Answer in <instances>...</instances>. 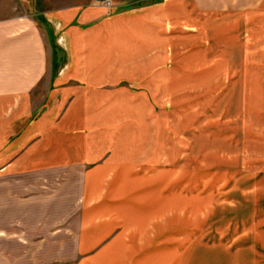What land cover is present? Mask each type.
<instances>
[{
	"label": "crops",
	"instance_id": "crops-1",
	"mask_svg": "<svg viewBox=\"0 0 264 264\" xmlns=\"http://www.w3.org/2000/svg\"><path fill=\"white\" fill-rule=\"evenodd\" d=\"M69 1L75 4L50 13L61 32L57 49L67 52L64 61L58 55L54 75L53 49L41 28L0 25V264H264L259 186L228 199L227 214L210 213L215 204L221 210L238 161L220 150L217 165L184 160L186 128L177 123L186 143L181 152L171 149L168 124L170 137L148 148L142 100L98 87L106 77L141 83L164 77L169 106L181 83L180 96L196 86L201 98L187 101L185 113L203 111L202 99L218 95L227 77H247L242 64L264 51V0H150L114 14L102 3ZM174 36L185 37L180 63ZM255 36L262 41L250 49ZM47 76L59 77L61 88L48 90L41 107L32 90ZM69 78L74 83L63 85ZM149 179L160 198L179 193L173 191L182 184L181 190L211 186L189 189L205 199L197 212L170 204L166 215L129 216L151 187L142 188L141 180Z\"/></svg>",
	"mask_w": 264,
	"mask_h": 264
},
{
	"label": "rangeland",
	"instance_id": "rangeland-1",
	"mask_svg": "<svg viewBox=\"0 0 264 264\" xmlns=\"http://www.w3.org/2000/svg\"><path fill=\"white\" fill-rule=\"evenodd\" d=\"M111 1L113 6L107 8L110 14H114L122 8H131L136 4H143L150 0ZM92 2L98 5L102 3L101 0H91L79 4L87 5ZM71 4L75 3L69 0H0V25H6L10 30H21L22 27H27L28 25L31 28H35V26L41 28L42 34L53 49V74L54 71L56 73V69L58 68L55 63L58 55H60L58 59L64 61L67 59V52L65 54L64 52L59 53L57 49L59 48L58 37L61 32H58V35H56L57 29L55 23L53 24L49 21L51 17L50 13ZM173 39L175 41V62H179L181 49L180 51L177 49L179 45H182L185 37L176 38L174 36ZM261 41L262 39L255 36L253 40H250V45L253 47L250 49L257 47ZM89 42H92L91 38ZM177 42L178 44L176 45ZM257 54H251V56L247 57L246 62L242 64L241 68L247 77H227V81L223 84V89L218 95L216 94L210 100L208 98L202 99L207 101V105L203 111H197L196 108H192L191 111L185 113L186 109H189L191 105H194L201 98L197 94L196 86L192 87L195 90L193 93L190 92L189 97L180 96L181 83L177 88L179 93L173 97V105L169 106L168 100L162 97L163 90L160 86V82L164 77H148L147 83H141L140 77H106L98 83L99 89L111 97L124 95L123 97L130 98V100H142L141 112L147 118L149 128V132L147 133L148 148H151L150 143L154 142L158 137L161 144L170 137L168 135V124L173 129V145L171 149H175L176 151L178 148L181 152L182 145H186V143L179 138V129L181 128H176L177 123L179 126L183 125L186 128L183 133L187 135L183 134V136L188 140V145L186 147L183 146L184 160L189 163L205 162L207 165H217V150H220V152L230 157L229 159L238 161L237 177L232 181L233 184H227L229 186L221 194L223 203L221 210L217 211V204L211 206L210 213L213 215H216L217 212L227 214L229 209L225 208L224 204L234 196H241L240 190H245L251 184L259 186L260 191H264V51L262 54L261 52ZM177 56L179 58H176ZM175 73L180 75V70L177 69L176 65ZM58 80L59 77H43L32 90L35 93L36 103L42 105L41 107L45 106V103L41 104V102L48 90L61 88L57 84ZM72 80L73 78H69L64 81L63 85H72L74 83ZM94 80V83H97V79L95 78ZM184 81L186 84L188 82H197V77H184ZM75 83L83 85L85 82L75 80ZM176 83L177 80H175V85ZM193 84L196 85V83ZM174 90L176 91L175 88ZM187 101H190L191 105H184ZM179 104H182V106H179ZM172 114L174 117L171 120ZM115 119L108 117L109 121ZM125 124L131 128L133 120L131 123L125 120ZM158 149L159 152L162 151V145ZM185 173L186 171H183L181 177ZM226 179L228 178L226 177L224 181ZM230 180L228 179L227 181L229 182ZM200 184H202L201 186H211L209 183L204 184L203 182H199L192 183L191 186H186L184 190H181L182 184L176 186V190L173 191H178L179 193L175 192L167 198L162 196L160 198L154 195L153 179L141 180L142 188L148 185L151 187L147 188L142 194L138 210L131 212L130 209L128 210V215L132 217L137 214L145 217L166 215L170 209L167 211L165 209L170 204L175 207L180 205H184L183 207H194L191 210H196L205 203V199L202 198L201 194L190 193L193 190L189 189H193L192 187ZM127 191L128 186L125 184L122 192L126 194ZM261 195L263 196L260 197V200L264 199V193ZM215 197L216 201L214 202L217 203V194Z\"/></svg>",
	"mask_w": 264,
	"mask_h": 264
},
{
	"label": "built area",
	"instance_id": "built-area-1",
	"mask_svg": "<svg viewBox=\"0 0 264 264\" xmlns=\"http://www.w3.org/2000/svg\"><path fill=\"white\" fill-rule=\"evenodd\" d=\"M101 1H102L103 5L105 7H111V6H113V3H112L111 0H101Z\"/></svg>",
	"mask_w": 264,
	"mask_h": 264
}]
</instances>
